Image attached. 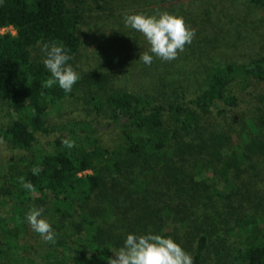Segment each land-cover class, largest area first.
<instances>
[{
  "label": "trees",
  "instance_id": "obj_1",
  "mask_svg": "<svg viewBox=\"0 0 264 264\" xmlns=\"http://www.w3.org/2000/svg\"><path fill=\"white\" fill-rule=\"evenodd\" d=\"M248 1L264 6V0ZM83 3L0 0V29L14 30L0 33V97L12 114L9 123L0 128V145L21 152L0 169V264H18L29 251L34 231L26 214L32 207L46 208L56 233L55 244L44 241L42 245L39 237L42 253L38 264H108L109 257L115 258L111 246L121 241L115 230L123 231L118 227L121 215L112 223L109 219L122 208L121 202L147 196L151 177L160 176L168 186L180 189V197L186 193L185 187L198 192L208 185L202 178L204 172L227 186L235 180L245 188L236 195L242 198L239 205H232L230 211L241 241L231 254L232 261L264 264V185L248 192L244 183V178L253 174L264 184V55L243 64H200L194 72L205 71L197 88L184 84L171 92L160 91L162 96H138L121 90L106 94L109 76L94 71L73 88H84L89 97L85 98L107 122H70L51 128L50 110L71 92L66 93L58 84L50 89L42 87L51 73L43 64L41 47L45 43L63 44L72 56L68 63L74 61L81 49L78 30L85 19V4L82 9L79 5ZM105 3L93 0L98 10H103ZM255 84L262 92L253 89ZM243 95L259 96L252 122L258 132L235 148L230 134L234 126L225 119L226 110L235 112ZM214 110L218 112L215 118ZM110 129L119 132V149L102 143L101 133ZM54 131L68 136L57 139L51 150H36L37 135ZM64 139L75 141V146L65 147ZM190 163L194 172L187 170ZM34 167L40 169L37 175L32 172ZM21 177L31 181L36 191L24 189ZM121 180L129 186L120 191ZM206 189L213 193L211 187ZM208 198L220 215L214 196ZM184 209L188 205L180 203L178 214ZM225 225L229 228L227 220ZM124 228L125 233L130 231ZM215 232L220 246L224 245L226 240ZM227 233L233 235L234 231ZM208 243L207 235L198 231L193 264H204ZM216 252L220 255L221 250Z\"/></svg>",
  "mask_w": 264,
  "mask_h": 264
},
{
  "label": "rangeland",
  "instance_id": "obj_2",
  "mask_svg": "<svg viewBox=\"0 0 264 264\" xmlns=\"http://www.w3.org/2000/svg\"><path fill=\"white\" fill-rule=\"evenodd\" d=\"M81 1L84 3L79 5L80 8L85 4V19L78 30L81 49L71 65L79 73L80 79L94 71L107 74L110 82L106 94L121 90L138 96H156L161 94L160 91L171 92L184 84L195 89L204 78L202 70L205 71V68L199 73L194 72L200 64H204V67L226 63L243 64L264 55V6L256 7L248 0H106L103 10L96 9L93 0ZM70 5L73 4L70 2ZM165 11L182 16L187 25L196 30L195 37L190 44L185 45L184 51L176 59L162 61L154 56L152 64L146 65L139 59L144 52L152 54L150 45L142 33L126 26L124 16L136 13L154 15ZM7 32L14 30L4 31ZM260 87L255 84L253 89L259 93L262 92ZM85 96L84 88H72L70 95L50 110L48 126L57 128L70 122L95 120L107 122V117L98 114L93 102ZM219 106L224 111V107L220 104ZM257 107L259 96L255 99L253 96L243 95L235 112L226 110L225 119L234 126L230 134L235 148H239L240 144L257 134L258 131L252 124L253 109ZM217 114V110H214L213 117ZM11 119L9 105L0 97V128L6 126ZM66 135L67 133L55 131L47 135L39 134L36 150H51L52 144ZM101 139L103 145L112 150L121 146V137L117 130L102 132ZM19 153L21 152L0 145V169L7 166ZM187 170L194 172L191 163ZM159 178L160 176L149 178L147 196L137 195L134 202H121L122 208L109 219L112 223L121 215L118 227L123 228L122 232L115 230L121 241L111 246L112 251H118L124 245L128 234H147L151 231L153 234L173 239L193 256L195 238L199 231L209 238L204 264H234L231 254L240 246L241 241L237 235L239 227L231 221L230 211L232 205H239L242 198L236 195L244 193L245 188L235 180H231L227 186L219 178L204 172L202 178L208 182L207 186L211 187L213 193L211 190L210 194L206 191L207 186H201L202 189L198 192H190L189 187H185L187 191L180 197V189L168 186ZM259 180L253 174L244 178L248 192L263 187L264 184ZM128 186V181L121 180L119 190ZM210 195L217 201L220 215L214 211L215 207L212 208L208 198ZM176 198L177 201L174 200ZM229 201L232 203L229 204ZM177 202L186 203L188 209L178 214ZM43 210V217L52 226L55 225L46 216L45 207ZM222 219L228 221L229 228H225V220L221 222ZM124 227L130 231L125 233L127 229ZM215 230L218 231L220 239L226 240L224 245L220 246L222 242L218 240ZM229 230L234 231L233 235L227 233ZM39 237L34 232L29 239V251L18 264L40 262L42 249L39 250ZM43 243L41 238V244ZM217 248L221 250L220 255L216 252Z\"/></svg>",
  "mask_w": 264,
  "mask_h": 264
},
{
  "label": "clouds",
  "instance_id": "obj_3",
  "mask_svg": "<svg viewBox=\"0 0 264 264\" xmlns=\"http://www.w3.org/2000/svg\"><path fill=\"white\" fill-rule=\"evenodd\" d=\"M124 21L126 26L142 33L150 45L152 54L144 52L139 59L146 65L152 64L154 56L162 61L176 59L184 51L185 45L190 44L195 37L196 30L190 28L182 16L166 11L154 15L126 14ZM41 51L45 54L43 64L51 73V77L42 87L50 89L58 84L66 93L71 92L80 75L68 63L72 59L69 51L63 44L56 42L51 45L43 44ZM62 144L70 149L75 146V141L64 139ZM39 171L38 167L32 169L34 175ZM20 183L27 191H36L31 181L21 177ZM43 211V208L32 207L26 214V220L46 243L55 244L56 233L48 220L43 218ZM113 253L115 258L109 257L108 264H193L192 256L173 239L153 234L151 231L139 236L128 234L124 245Z\"/></svg>",
  "mask_w": 264,
  "mask_h": 264
},
{
  "label": "built area",
  "instance_id": "obj_4",
  "mask_svg": "<svg viewBox=\"0 0 264 264\" xmlns=\"http://www.w3.org/2000/svg\"><path fill=\"white\" fill-rule=\"evenodd\" d=\"M7 29H12V28H6V29H0V33H4Z\"/></svg>",
  "mask_w": 264,
  "mask_h": 264
}]
</instances>
